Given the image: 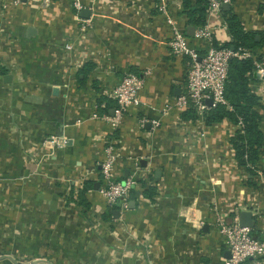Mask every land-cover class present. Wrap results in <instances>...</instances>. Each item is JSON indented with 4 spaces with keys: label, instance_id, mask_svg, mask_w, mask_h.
I'll list each match as a JSON object with an SVG mask.
<instances>
[{
    "label": "crops",
    "instance_id": "obj_1",
    "mask_svg": "<svg viewBox=\"0 0 264 264\" xmlns=\"http://www.w3.org/2000/svg\"><path fill=\"white\" fill-rule=\"evenodd\" d=\"M10 2L0 0V264H223L229 251L215 223L220 214L235 223L242 211L253 213L252 236L264 238V153L263 178H250L230 143L237 126L184 120L171 106L185 92L188 59L171 54L157 0H80L88 19L82 11L77 19L72 0L47 7L24 0L5 12ZM168 2L205 55L207 41L188 34L194 25L183 0ZM224 11L257 34L264 58V0H235ZM80 19L91 21L85 36ZM206 26L218 44L231 41L223 12L207 14ZM127 73L143 79L142 103L113 130L101 116L110 106L106 114L115 117L109 94ZM51 135L67 138V147L52 154L43 146ZM110 144L120 154L119 181L137 182L126 213L99 191ZM87 181L96 183L88 207L79 198ZM142 182L157 188L153 201ZM187 208L203 219L202 230L185 220Z\"/></svg>",
    "mask_w": 264,
    "mask_h": 264
},
{
    "label": "built area",
    "instance_id": "obj_2",
    "mask_svg": "<svg viewBox=\"0 0 264 264\" xmlns=\"http://www.w3.org/2000/svg\"><path fill=\"white\" fill-rule=\"evenodd\" d=\"M24 0H11L10 4L4 3L5 12L9 6L18 7ZM73 7L79 19L83 6L80 0H72ZM157 10L163 16L165 23L171 30V37L168 41L171 54L188 59L186 65V88L184 94L177 98L174 104L181 110H185L191 103L196 107L200 117L203 116L217 105L229 106L225 98V88L228 81L230 61L234 58L245 60L255 59L253 51L239 47V49H230L217 47L214 44L212 30L205 26L199 28L195 33L198 40H206L208 48L205 55L201 56L196 48L191 44L190 37L181 27L176 16L173 15L168 0H157ZM235 0H207L209 15H220L224 5H231ZM52 0H42V7H47ZM81 32L86 35L87 30L91 27L90 20L80 19ZM67 51H72L74 46L68 43L65 46ZM258 78L254 82L257 85L259 94L264 98V58L255 60V75ZM256 77V76H255ZM144 87V81L135 73H127L121 79L117 87L109 94V97L116 102L115 117L102 114V118L111 123L113 130H117L126 113L132 107H140L142 101L140 93ZM260 97V96H259ZM262 99V98H261ZM263 100V99H262ZM212 101V106L208 102ZM170 108V105L166 107ZM97 114L95 117H99ZM147 121H141V125ZM153 126L157 128L159 121H153ZM242 121L239 122L238 128L242 127ZM68 145V139L51 135L44 139L43 146L53 154L57 150L64 149ZM233 150V148H232ZM234 152V150H233ZM235 154V152H234ZM120 154L115 145H109L106 149V157L101 164V176L104 186L99 190L106 203L110 207H119V211H130V191L136 186L137 182L133 179H127L125 182L119 181L115 173V165ZM256 173L263 178V173L256 169ZM196 210L187 208L184 218L195 229L202 230L204 221L201 217L195 215ZM218 232L224 238L230 257L223 260V264H264V240L256 239L252 236V229L241 227L237 222L228 224L225 218L220 214L216 221Z\"/></svg>",
    "mask_w": 264,
    "mask_h": 264
},
{
    "label": "trees",
    "instance_id": "obj_3",
    "mask_svg": "<svg viewBox=\"0 0 264 264\" xmlns=\"http://www.w3.org/2000/svg\"><path fill=\"white\" fill-rule=\"evenodd\" d=\"M208 12L207 0H183L182 14L187 18L188 24L199 28L205 27ZM222 12L226 16L231 41L222 45L214 41L215 46L236 50L243 47L253 51L256 58L245 60L234 58L230 61L225 98L232 110L226 105L211 107L203 116V120L208 127L222 123L225 120H229L237 126V130L230 141L236 160L240 168L245 169L251 176H256V169L260 167L261 157L264 153V114L262 113L263 101L253 91L252 84L256 81L255 60L262 58L257 51L261 46V42L257 40L255 32L245 30L237 15L224 11V9ZM99 104L101 105L103 102ZM107 105L111 104L108 102ZM109 109L110 106H107L105 112L107 113ZM182 118L192 121L200 118L193 103L183 110ZM240 121L243 125L238 128ZM95 188V182L87 181L79 194L81 203L87 207L89 203L86 194ZM140 189L143 191V197L150 201H153L158 194L155 186H148L144 182L140 183ZM134 192L132 189L130 194L132 195ZM113 208L119 209L118 206ZM112 216L113 212H109L104 216V219H110ZM259 240H264V238ZM245 264H249V262Z\"/></svg>",
    "mask_w": 264,
    "mask_h": 264
},
{
    "label": "water",
    "instance_id": "obj_4",
    "mask_svg": "<svg viewBox=\"0 0 264 264\" xmlns=\"http://www.w3.org/2000/svg\"><path fill=\"white\" fill-rule=\"evenodd\" d=\"M223 9H225V10L230 9V5H224ZM82 15L86 19H88V18H90V11L85 9L84 11H82ZM35 32H36L35 29H29V37L34 36ZM195 33H196V27H194V26L188 27V34L189 35L194 36ZM255 76H256V78L259 77L258 74H256ZM4 79L6 82L10 83L12 81V76L7 75V76H5ZM55 90H57V89H55ZM208 104H209V106H212V101H209ZM251 177L252 176H250V178ZM134 205H135V202L130 201V207H134ZM119 214H120L119 211H115L116 217H119ZM238 222H239V225L241 227L252 228L253 227V213L251 211H242L240 213ZM229 257H230V253H229Z\"/></svg>",
    "mask_w": 264,
    "mask_h": 264
}]
</instances>
